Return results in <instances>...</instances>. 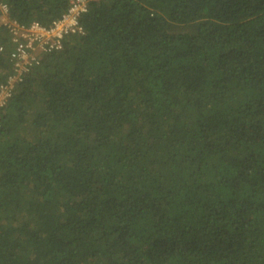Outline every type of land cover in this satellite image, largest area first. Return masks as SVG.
Instances as JSON below:
<instances>
[{
  "label": "trees",
  "instance_id": "obj_1",
  "mask_svg": "<svg viewBox=\"0 0 264 264\" xmlns=\"http://www.w3.org/2000/svg\"><path fill=\"white\" fill-rule=\"evenodd\" d=\"M49 26L70 0H0ZM0 107V264H264V0H90ZM0 86L14 45L0 27Z\"/></svg>",
  "mask_w": 264,
  "mask_h": 264
},
{
  "label": "built area",
  "instance_id": "obj_2",
  "mask_svg": "<svg viewBox=\"0 0 264 264\" xmlns=\"http://www.w3.org/2000/svg\"><path fill=\"white\" fill-rule=\"evenodd\" d=\"M70 1L67 13L49 26L39 22L29 25L17 22L10 17L9 6L0 1V27H6L14 45L13 73L6 83L0 86V107L11 96L15 85L21 82L33 67L40 64L44 54L61 49L67 35L82 31L79 17L88 10L90 0Z\"/></svg>",
  "mask_w": 264,
  "mask_h": 264
}]
</instances>
